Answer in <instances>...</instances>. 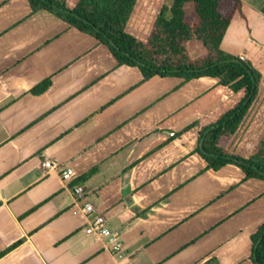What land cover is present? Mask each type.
Masks as SVG:
<instances>
[{
	"label": "crops",
	"instance_id": "1",
	"mask_svg": "<svg viewBox=\"0 0 264 264\" xmlns=\"http://www.w3.org/2000/svg\"><path fill=\"white\" fill-rule=\"evenodd\" d=\"M166 1L138 0L126 32L145 42ZM263 6L242 0L220 46L261 74L226 146L232 154L252 141L264 113ZM47 79L48 90L33 96ZM241 96L210 77L143 81L93 37L31 13L27 0H0V264H252L264 181L245 180L233 165L208 170L195 153L199 127L188 129L216 121ZM66 168L69 183L60 179ZM76 186L119 235L127 262L73 213Z\"/></svg>",
	"mask_w": 264,
	"mask_h": 264
},
{
	"label": "trees",
	"instance_id": "2",
	"mask_svg": "<svg viewBox=\"0 0 264 264\" xmlns=\"http://www.w3.org/2000/svg\"><path fill=\"white\" fill-rule=\"evenodd\" d=\"M27 1L31 13L45 11L96 39L109 50L118 66L137 68L143 81L173 77L188 82L210 77L233 94H242L216 121L205 126L198 122L188 129L199 127L195 153L206 162L208 170L219 171L233 165L242 171L245 180L264 181V113L254 138L240 153L232 154L226 149L257 97L261 79L251 63L229 56L220 48L234 15L242 8V0H167L145 42L126 32L138 0H78L72 8L67 0ZM260 13L264 16V6ZM191 43H200L203 53L193 56ZM50 85L51 79H47L30 93L39 96ZM95 172L93 169L86 173L83 181ZM251 241L250 261L264 264V224ZM205 264L218 262L211 259Z\"/></svg>",
	"mask_w": 264,
	"mask_h": 264
},
{
	"label": "built area",
	"instance_id": "3",
	"mask_svg": "<svg viewBox=\"0 0 264 264\" xmlns=\"http://www.w3.org/2000/svg\"><path fill=\"white\" fill-rule=\"evenodd\" d=\"M44 169H54L56 163L45 161L42 164ZM74 177V172L70 168H66L61 171L60 179L64 183H69ZM72 195L75 201V207H73V213H81L85 216L88 227L86 229L89 234H97L104 241L114 259L120 262H127L128 255L124 248L123 242L117 233L110 231L107 227L106 219L103 215L88 202H86V194L82 186H76L72 189Z\"/></svg>",
	"mask_w": 264,
	"mask_h": 264
},
{
	"label": "rangeland",
	"instance_id": "4",
	"mask_svg": "<svg viewBox=\"0 0 264 264\" xmlns=\"http://www.w3.org/2000/svg\"><path fill=\"white\" fill-rule=\"evenodd\" d=\"M196 45H200L201 46V44L200 43H198V44H193L191 47H190V51H191V53H192V55L193 56H197V55H199L198 54V51H197V47L198 46H196ZM202 47V46H201ZM201 52H203V50H201Z\"/></svg>",
	"mask_w": 264,
	"mask_h": 264
},
{
	"label": "water",
	"instance_id": "5",
	"mask_svg": "<svg viewBox=\"0 0 264 264\" xmlns=\"http://www.w3.org/2000/svg\"><path fill=\"white\" fill-rule=\"evenodd\" d=\"M249 101H250V99H248V100L246 101V103H248ZM168 134H169V133L164 132L162 135L167 137V136H169ZM171 134H172V133H171Z\"/></svg>",
	"mask_w": 264,
	"mask_h": 264
}]
</instances>
